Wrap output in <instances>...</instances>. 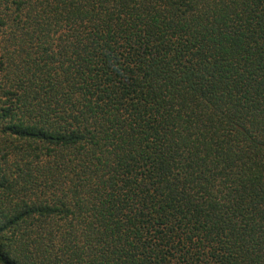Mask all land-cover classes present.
<instances>
[{"label":"trees","instance_id":"1","mask_svg":"<svg viewBox=\"0 0 264 264\" xmlns=\"http://www.w3.org/2000/svg\"><path fill=\"white\" fill-rule=\"evenodd\" d=\"M0 264H264V0H0Z\"/></svg>","mask_w":264,"mask_h":264}]
</instances>
